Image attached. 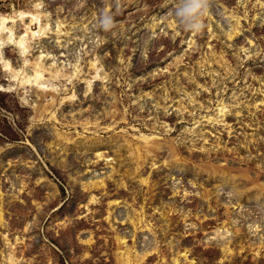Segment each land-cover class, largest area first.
I'll return each instance as SVG.
<instances>
[{"label": "rangeland", "instance_id": "1", "mask_svg": "<svg viewBox=\"0 0 264 264\" xmlns=\"http://www.w3.org/2000/svg\"><path fill=\"white\" fill-rule=\"evenodd\" d=\"M0 16V264H264V0Z\"/></svg>", "mask_w": 264, "mask_h": 264}, {"label": "bare ground", "instance_id": "2", "mask_svg": "<svg viewBox=\"0 0 264 264\" xmlns=\"http://www.w3.org/2000/svg\"><path fill=\"white\" fill-rule=\"evenodd\" d=\"M19 14H21V15H28L29 13L26 12V11H20ZM2 62H3V66L5 67V69H10V70L12 69V67L10 66V64L8 63L7 60H5V59L2 58ZM13 73H15V72L13 71Z\"/></svg>", "mask_w": 264, "mask_h": 264}, {"label": "clouds", "instance_id": "3", "mask_svg": "<svg viewBox=\"0 0 264 264\" xmlns=\"http://www.w3.org/2000/svg\"><path fill=\"white\" fill-rule=\"evenodd\" d=\"M186 11H191V9H186ZM0 20H3V23H7L8 21H7V19H3V17L2 16H0ZM3 26V24L2 23H0V27H2Z\"/></svg>", "mask_w": 264, "mask_h": 264}]
</instances>
